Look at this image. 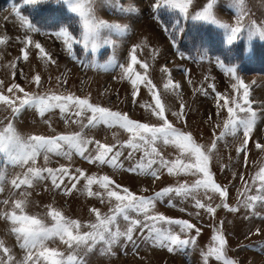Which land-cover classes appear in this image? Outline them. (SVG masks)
<instances>
[{"label":"rangeland","instance_id":"1","mask_svg":"<svg viewBox=\"0 0 264 264\" xmlns=\"http://www.w3.org/2000/svg\"><path fill=\"white\" fill-rule=\"evenodd\" d=\"M86 2L92 7L93 15L98 20H105L113 25H127V30L120 32L115 27L101 29L102 38L95 44L89 42L85 47L80 42L83 33L82 20L79 13L71 10L66 0H37L36 3H26V0H0V36L5 37V41L0 43V81L3 82L0 89L7 95L9 85L20 84L28 92L57 95L72 93L75 96L88 97L90 102L102 107L121 111L130 119L156 125L163 121L155 116L149 105L156 106L154 93L158 94L164 107V115L174 127L190 132L194 142L202 147L216 142L208 166L212 178L218 184L227 186L228 197L222 198L211 189L205 192L202 187L191 193L175 191L181 185L187 187L201 179L196 170L169 173L165 167L156 177L142 171L129 172V167L141 157H144L145 165L149 160L158 162L157 155L148 156L152 145H148L146 150L143 142L136 141L141 146L131 148L124 142L131 139L132 134L122 125L101 123L88 126L84 133L91 138L92 143L85 149L84 157L73 151L69 161L54 151H48V162L45 163V152L41 151L36 159V166L58 168L60 164H70V170L82 168L89 176L108 175L115 181L108 190L122 191L127 188L137 196L152 195L161 188L172 186V192L154 202L155 207L150 209L149 215L162 213L174 220L187 219L200 229V233L197 235L195 229L190 233L187 230L181 232L179 226L169 225L168 222L158 219L155 222L156 227H171L182 238L185 235L196 236L195 244L190 243L182 250L169 251L167 247L154 246L151 241L144 242L143 235L137 228L134 237L138 248L133 249L131 244L125 246L121 241L113 246L111 255L102 251L99 245L87 255L82 249L73 252L72 247L66 243V236L65 240H61L59 236L49 237L45 241V247L61 253L56 258L63 260L65 264H75L69 261V255L83 256L87 264H205L203 253L208 252L216 243L212 237L217 229H221L226 240L222 249L223 256H209L207 264H227L228 260H234L236 264H264V204L256 202L254 211L259 215H251L253 209H245L239 204L245 196L257 193L258 180L253 178L264 167V150L256 147V144H264V115H259L256 121L246 152H237L243 139L242 130L233 135L224 128V121L229 115L227 109L234 107L233 100L243 107L248 106L244 103V86L239 84L238 78L247 85L251 107L258 114H264V37L259 35L260 29L264 28V0H214L213 12L216 20L235 26L237 18L241 19V32L231 43L220 24L190 18L194 11L203 7L206 0H199V6L195 9L190 6L188 19L180 15L178 9H162L159 13L161 19L169 24L179 19L184 27L183 33H177L175 45L171 42L169 32H165L156 19L158 13L151 7L155 0ZM193 3L196 4L197 0H193ZM133 8L138 11H133ZM17 11L28 18L32 29L16 15ZM202 26L203 29L199 32L198 28ZM60 27H67L76 36L72 49L67 47L63 36L56 35ZM250 32L254 33L251 37ZM199 33L203 35L202 39ZM28 37L31 38L30 43ZM37 42L52 56L55 63L43 57L40 49L35 46ZM133 44L140 47L136 51L137 63L133 64L129 74L126 65L131 63ZM24 51L28 52L27 59L23 56ZM144 64H147L146 69ZM231 67L235 68L236 75L229 71ZM136 73L141 74L142 80L133 85L132 80L136 79ZM37 74L41 76V86L38 89L33 80ZM169 81L172 83L169 84ZM166 84L168 87H165ZM216 93H220V96L217 97ZM16 94L23 95L19 92ZM225 99L228 100L227 104ZM218 101L221 105L219 112ZM181 106L184 114L175 117L173 113L181 111ZM78 110L72 107L62 113L59 107H55L47 110L41 117L38 109L25 106L12 117L10 107L3 106L0 102V119L11 120L17 130L24 134L56 136L61 132H79L81 124L76 122L78 119L87 124L92 116L91 111L85 110L82 116L77 117ZM234 111L237 115H242L235 108ZM146 139H150V134ZM96 141L114 145L121 152L119 164L122 166L113 167L87 159L86 157H95L98 154ZM63 146L67 149L66 144ZM155 148L167 160L195 162L194 157L189 158L188 153L170 141L159 139L155 142ZM129 152L133 154L132 159L128 158ZM26 170L11 163L5 166L4 154L0 152V171L6 176L2 184L4 190L0 192V240L10 249L9 253L0 249V256L5 262L9 255L13 257V262H17L28 254V249L20 247L17 234L13 230L22 225L3 215L4 212L10 214L14 210L16 200H26L23 213L35 216L45 227L56 222L50 214V210L55 208L64 217L80 221L81 231L89 230L85 221L96 222L92 208L100 209L102 215H111L110 210L120 203L115 197H108V190L98 183L90 186L91 191L104 193L103 198L89 195L85 177L75 181L76 188H72L73 181L67 177L59 189L52 184L51 177L46 180L37 179L32 184H22L20 188H15L11 180ZM245 188L248 189L247 192ZM23 193L27 195L24 196ZM122 195L126 193L122 192ZM197 199L204 204L210 203L216 209L215 213H209L207 208H198L195 203ZM5 200L9 203L4 204ZM224 203L236 207L237 210L225 208ZM218 204L221 206L216 207ZM16 211L18 215L21 214L18 209ZM129 214L143 219L142 214L134 210H130ZM117 223L121 231L126 229L127 221L122 215L118 214ZM72 230L75 233L76 229ZM32 251L34 255L29 264H50V261L39 256L44 249L37 248Z\"/></svg>","mask_w":264,"mask_h":264},{"label":"snow or ice","instance_id":"2","mask_svg":"<svg viewBox=\"0 0 264 264\" xmlns=\"http://www.w3.org/2000/svg\"><path fill=\"white\" fill-rule=\"evenodd\" d=\"M37 0H26V3H36ZM69 7L74 13H79V17L82 20L83 33L81 43L85 47L88 46L89 42L95 44L102 37L100 36L101 29H112L116 28L117 31L123 32L127 30V25L121 26L120 24H110L105 20H98L93 15L92 7L86 2V0H66ZM190 6L195 9L199 6V0L194 4L193 0H155V3L151 7L158 13L156 19L158 23L162 26L165 32H169L170 37L172 38L171 42L173 45L176 44V35L177 33H183L184 27L181 24L179 19L175 22L169 24L164 19H161L159 13L162 9H178L179 14L182 15L185 19H188L190 16L189 8ZM214 0H206L203 7L199 11H194L191 14L192 20H203V21H213L214 23L220 24L221 27L227 33V38L229 43L237 39V34L241 32L242 23L241 19L237 18V23L235 26L227 23H221L216 20V17L213 12ZM133 11H138V9L133 8ZM16 15L20 16L24 24L32 29V24L27 17L21 16L20 12L17 11ZM38 31L39 29H34ZM254 33L250 32L249 36ZM57 36H63L64 42L67 44L69 49L73 48V41L76 40V36L69 31L67 27H60L59 31L56 33ZM259 35L264 37V28L260 29ZM28 42H31V38H27ZM5 41L4 36H0V43ZM114 43V42H113ZM36 48L40 49L41 54L48 61L52 60V56L44 50L39 42L36 43ZM140 45L133 44L131 48V63H127L126 70L130 74L132 72L133 64L137 63L138 57L136 55L137 49ZM155 52L156 49H153ZM23 56L25 59L28 57V52L24 51ZM142 63V62H141ZM14 68V65H12ZM144 68H147V64L143 65ZM124 67V65H121ZM229 71L236 75V70L234 67L229 68ZM15 74V73H13ZM131 78V77H130ZM33 80L36 83L37 89L41 86V76L39 74L33 77ZM142 77L140 73H136V79L132 80V84L136 85L138 81H141ZM240 85L244 86V103L247 104V107H243L240 103L233 100L232 103L234 107H228V118L224 121V128L226 131L231 132L233 135L238 134L241 130L243 133V139L240 143L237 152L240 153L242 150L246 152V146L248 144L249 137L253 134V129L256 126V121L259 118L257 111L251 107V101L248 100V88L245 82L242 79L238 78ZM66 83V81L64 82ZM150 83V82H149ZM172 82L169 81V84ZM3 82L0 81V85ZM152 87H155L152 85ZM165 87H168L166 84ZM214 87V86H213ZM236 87V85H233ZM23 93V95H17L16 93ZM133 95H136L134 89ZM156 106L149 107L152 108L153 113L156 117H159L163 122L156 124L141 123L140 121L130 119L127 114L121 111H113L110 108L102 107L100 104L90 102L88 97L75 96L72 93L67 95H57L54 93H40L28 92L21 87L20 84H12L8 87V94L5 95L4 91L0 89V102L3 106L10 107L12 117H15L21 110L25 107H34L39 110L41 117L44 113L50 108L59 107L61 112L64 113L70 108L74 107L79 109L76 112L77 117L83 115L85 110H90L92 116L88 119L87 124H84L82 120H77L76 122L81 124V130L79 132H61L56 136H46V135H36V134H24L21 131L17 130L14 123L11 120L0 119V152L4 154V163L5 166L8 163H11L14 166H19L23 171L22 174H17L15 178L11 180V184L15 188H20L23 185L32 184L34 180L37 179H48L51 177L52 184L57 188H61L64 185L65 177L68 180L73 181L72 188H76L77 181L80 177H85L88 186L89 195H96L103 198L104 193L102 192H92L91 185L93 183H98L103 186L105 190L109 189L110 185H114L115 181L111 179L108 175H103L96 177L94 175H86L85 170L78 168L75 171L70 170V164H60L58 168L53 167H37L36 159L40 155L41 151L45 152L44 160L45 163L48 162V151H54L57 154L67 158L69 161L72 159L73 151L78 152L80 156H85V149L90 143H92L91 138L87 137L84 133V129L88 126H95L98 124H118L122 125L127 129L129 133L132 134V138L124 143H127L131 148L136 149L141 145L136 141L144 143V146L147 150L148 145H152L151 150L148 151V156L151 157L154 154L159 157L158 162L156 160H149L148 164L145 165L144 157H141L134 165L130 166L129 172H147L151 176L156 177L157 173L160 172L163 168H167L169 173L173 171H192L196 170V174L200 175L202 178L196 180L190 186H179L175 189L177 192L191 193L194 189L203 188L205 192L211 189L213 192L219 193L220 197L227 198L228 190L226 185L218 184L213 178L212 173L209 169V160L213 155V151L216 148V142L213 141L211 146H200L197 145L190 132L181 131L180 129L174 127L170 123L167 117L164 115V107L161 103L160 97L158 94H155ZM216 96L219 97L220 93H216ZM225 103H228V100L225 99ZM221 105L219 101L217 103V112ZM234 108L242 113V115H237L234 111ZM183 106H181V111L173 113L175 117L182 116ZM150 139H146L149 137ZM224 133H221L223 136ZM159 139H163L165 142H172L176 144L183 152L189 154V158L194 157V163H184L183 161L177 159L175 161L167 160L163 155L157 152L155 148V142ZM63 142V143H62ZM99 151L95 157H86L87 159H92L101 164H108L113 167L122 166L119 164V157L121 152L118 149H115L114 145L100 144L99 141L95 142ZM119 143V141H118ZM67 145V149L63 146ZM122 146V145H121ZM256 147L264 150V144L257 142ZM111 154V155H110ZM133 154L129 152L128 158L132 159ZM247 157L245 156V160ZM31 165V166H29ZM47 173V175H45ZM235 175V174H234ZM241 179L243 177L241 176ZM258 180L256 185L257 193L255 195L245 196L244 199L239 201L240 205H243L245 209H253L251 215H259L254 211L256 202L264 204V167L260 168L257 176L253 178ZM6 180L4 172L0 171V192L4 189L2 184ZM247 183V182H245ZM119 187V186H117ZM66 191H71V189H66ZM173 191L172 186L161 188L159 191L153 193L152 195H140L137 196L136 193L130 192L127 188H123L122 191H113L108 190V197H115L120 203H118L115 209H111V215H102L100 209L92 208L91 212L95 213L96 222L91 223L85 221V225L88 226V231H81V223L78 220H70L63 216V214L52 208L50 214L53 219L56 221L54 224L45 227L42 224V221L38 220L35 216H29L23 213V206L27 203L24 199H18L14 202V210L9 214L4 212L3 215L11 219L14 222L20 223L22 226L14 228L13 230L17 234V241L20 243L22 249H28V254L24 257L23 260L13 262V257L8 256V261L5 262L2 256H0V264H29V261L32 260L34 255L33 249H44L39 253V256H43L45 260L50 261V264H65L61 259L56 257L62 255L57 252L56 249H49L45 247V241L49 237L59 236L61 240H65L67 237L66 243L72 247L73 252L76 250L82 249L87 255L89 252L93 251L98 245L102 247V251L111 255L112 248L114 245L120 243L121 241L125 244H131L133 249L138 248L136 243V238L134 233L139 228L141 234L143 235L144 242L151 241L154 246H159L161 248L167 247L169 251L182 250L188 244H195L196 236L185 235L183 238L180 234L173 231L171 227L168 229L158 228L155 226V222L158 219H162L168 222L169 225L175 224L180 227V231L184 232L187 230L189 233L192 229L196 230V234L200 233V229L196 227L195 224L191 223L187 219H173L169 216H164L162 213H156L155 215H149L150 209H154V202L158 198H163L167 193ZM247 192L248 189L245 188ZM126 193V195H122ZM22 195L26 196L27 193ZM4 204H8L9 201H3ZM198 208H207L209 213H215V208L212 205L204 204L200 200L195 201ZM221 205H216L220 207ZM225 208H230L232 211H236L237 208L233 207L227 203H224ZM20 211V215L17 214L16 210ZM130 210H134L138 214H142L143 219H137L134 216L130 215ZM122 215L124 220L127 221V227L123 231L119 224L117 223V216ZM73 228L76 229L75 233ZM259 231V229H257ZM212 240L216 243L213 244L208 252L203 253V259L205 264H207L209 256H223V246L226 243L225 237L222 234L221 229H217L216 234L213 235ZM0 249H3L4 253H9L10 249L4 246V241L0 240ZM39 257H37L38 259ZM69 261L75 262V264H87V261L83 256L69 255ZM227 264H236L234 260H228Z\"/></svg>","mask_w":264,"mask_h":264},{"label":"trees","instance_id":"3","mask_svg":"<svg viewBox=\"0 0 264 264\" xmlns=\"http://www.w3.org/2000/svg\"><path fill=\"white\" fill-rule=\"evenodd\" d=\"M48 23H50V22H48ZM203 29V26L202 27H200V28H198V31L200 32V30H202ZM199 35L201 36V39H202V36L203 35H201L200 33H199ZM209 46V45H208ZM211 46H214L215 47V45H211Z\"/></svg>","mask_w":264,"mask_h":264},{"label":"bare ground","instance_id":"4","mask_svg":"<svg viewBox=\"0 0 264 264\" xmlns=\"http://www.w3.org/2000/svg\"><path fill=\"white\" fill-rule=\"evenodd\" d=\"M254 259V258H253ZM255 261V260H254Z\"/></svg>","mask_w":264,"mask_h":264}]
</instances>
